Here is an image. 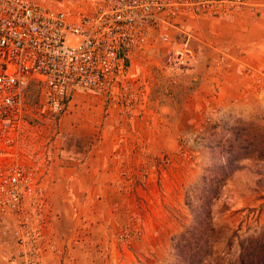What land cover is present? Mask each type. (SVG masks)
<instances>
[{"label":"rangeland","instance_id":"1","mask_svg":"<svg viewBox=\"0 0 264 264\" xmlns=\"http://www.w3.org/2000/svg\"><path fill=\"white\" fill-rule=\"evenodd\" d=\"M35 1L85 12L91 2ZM201 18L204 17L186 21L191 36L178 34L173 38V45L160 41L154 49H148L139 56L134 53L129 71L135 72V77L145 83L153 76L159 78L156 95L159 90L160 95L166 93L165 89L175 92V78L193 77L195 74L184 73L183 70L168 72L165 67L172 54L171 60L177 58L186 42L190 52L194 49L192 54L196 58L190 69L199 64L200 55L193 44L199 42L200 28L196 23ZM216 59V62H208L213 69L230 68L233 62L224 52L219 53ZM135 64L140 72L135 71ZM249 77L244 78L246 89L240 98L210 112L203 111V103L194 101L192 94L198 85L193 79L189 89L176 97L177 100L166 102V98L160 100V96L158 101H154L155 94L151 93L145 101L136 103L127 115L120 112L114 103L126 118H119L120 121L136 126L139 133L135 141L142 142L135 153L128 152L131 161L124 167L120 166V181L110 189L111 197L80 196L74 201L79 209V227L94 221H105L107 226L105 232L96 231L93 248L88 246L97 259L95 264H171L175 257L171 248L172 238L192 220L186 200L194 196L202 176L211 166L216 152L214 145L219 140L224 141L229 135L227 128L239 121L252 122L264 128V71L256 79ZM186 94L192 96L190 100ZM37 98L35 92L30 91L18 149L14 151L17 159L33 170L39 183L49 190V176L62 171L60 168L69 171L67 168H71V163L81 165L89 157L91 148L101 140L103 127L109 122L106 110L112 102H106L95 92L75 90L64 113L59 119H54L51 115L39 114L34 107ZM223 159L226 156L220 160ZM46 193L48 217L45 214V219L50 220L54 215L49 212L54 206L58 204L60 208H67L68 201L63 195L56 197L53 193ZM211 212L216 233L209 262L215 264L214 259L222 264L233 263L238 256L239 241L264 228V160L251 157L237 162L236 169L213 201ZM86 234V231L77 232L83 239H86ZM102 237L109 238L111 243L105 252L102 248L106 244L100 242ZM98 252H103L102 256L99 257Z\"/></svg>","mask_w":264,"mask_h":264},{"label":"built area","instance_id":"2","mask_svg":"<svg viewBox=\"0 0 264 264\" xmlns=\"http://www.w3.org/2000/svg\"><path fill=\"white\" fill-rule=\"evenodd\" d=\"M243 9L264 12V0H91L87 12L0 0V235L9 224L15 264H43L48 211L44 186L14 151L30 86L37 88L35 109L54 119L75 90L95 92L127 115L149 92L129 71L134 53L160 41L173 45L181 33L191 36L188 19L225 18ZM187 45L173 60L178 67L196 61Z\"/></svg>","mask_w":264,"mask_h":264},{"label":"crops","instance_id":"3","mask_svg":"<svg viewBox=\"0 0 264 264\" xmlns=\"http://www.w3.org/2000/svg\"><path fill=\"white\" fill-rule=\"evenodd\" d=\"M196 24L200 28L199 42L197 41L198 43L193 45H196V51L200 55L199 64L192 69L178 67L175 61L171 60L174 57L172 54L168 66L165 67L168 72L178 73V71L183 70L184 73L194 72L195 76H181L182 79L175 78L176 91L165 89L166 93L161 95L160 90L157 95L155 94V87L158 89L160 83L159 78L153 76L152 79L150 78L151 81L149 79L146 83L148 89H151L147 98L151 93L152 95L154 93V101H158L160 96H162L160 100L166 98V102L177 100L184 94L185 89H189L193 79L195 80L194 83L198 85L197 90L192 94L194 101L203 103V111L210 112L219 106L225 107L240 98L246 89L245 77L252 76L253 79H256L263 73L264 12H257L256 9L252 11L243 9L225 18L204 17L198 20ZM191 51L194 53V49ZM222 52L233 60L230 63L231 67L213 69L214 67L208 62L210 63V60L214 62L219 53ZM134 69L136 72L141 70L136 64ZM72 95H75V91ZM189 96L190 94L187 95V97ZM106 112L109 122L103 127L101 140L91 148L89 157L85 162L81 165L71 163V168H67L69 171H66V168H60L62 171L49 176V190L44 187L45 193H53V196L56 195V197L63 195L68 201V206L67 208H60L57 204L49 212L54 216L50 220L46 218V224L43 228L44 236L40 247L43 264L96 263L97 259L92 252L94 241H96L95 234L97 230L105 232L107 226L105 221L103 223L94 221L79 227L77 222L79 209L74 201L80 196L86 198L96 195L103 198L111 197L112 191L110 189H114V183L120 181V166L124 167L131 161L128 152L132 153L133 151L135 153L141 148L142 142L140 140L139 142L135 141V139L137 140L136 134L139 133L136 126H132L130 122L120 121V119L126 118L122 117L119 108L114 103H110ZM79 183L82 186H79ZM106 184L107 186H105ZM45 214L48 217L46 212ZM92 214L94 215V213ZM9 229L10 225L6 224L3 229L4 234L0 235V262L15 264L19 262V259L13 257L17 249L10 238ZM82 231L87 232L86 239L77 235V232L81 233ZM102 238L100 242L106 244L102 248V251L105 252L108 251L107 246L111 243H109V238ZM111 242L113 243V240ZM88 246L92 248L88 250ZM98 253L100 257L103 252Z\"/></svg>","mask_w":264,"mask_h":264},{"label":"trees","instance_id":"4","mask_svg":"<svg viewBox=\"0 0 264 264\" xmlns=\"http://www.w3.org/2000/svg\"><path fill=\"white\" fill-rule=\"evenodd\" d=\"M30 91L37 95L35 85ZM229 135L218 141L211 166L201 178L193 197L187 198L192 220L172 238L173 261L171 264H210L212 244L216 230L212 225L211 205L218 197L220 188L230 177L236 163L244 158L264 160V128L243 121L227 128ZM226 156V159L220 160ZM215 264H222L220 261ZM229 264H264V228L255 235L239 241L237 259Z\"/></svg>","mask_w":264,"mask_h":264}]
</instances>
